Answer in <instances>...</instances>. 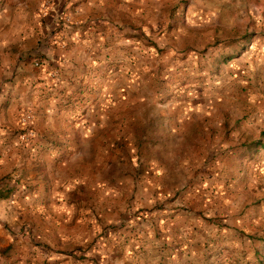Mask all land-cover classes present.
I'll use <instances>...</instances> for the list:
<instances>
[{
    "label": "crops",
    "instance_id": "obj_1",
    "mask_svg": "<svg viewBox=\"0 0 264 264\" xmlns=\"http://www.w3.org/2000/svg\"><path fill=\"white\" fill-rule=\"evenodd\" d=\"M119 1L0 0V264H87L82 245L118 220L104 206L114 201L105 191L114 195L119 184L114 171L105 179L104 164L115 139L118 145V120L110 137L104 131L116 120L106 116L118 117L119 88L104 82H117L119 45L132 41L123 22L142 17L153 0ZM232 1L235 15L239 1ZM242 3L243 73L262 93L261 111L243 121L251 147L243 144V187L255 189L243 196V264H264V0ZM23 114L33 116L28 143L19 139ZM133 230L104 228L113 244L95 252L117 245L122 254L113 264L203 262L199 245L169 241L150 242L148 257L135 259L126 252Z\"/></svg>",
    "mask_w": 264,
    "mask_h": 264
},
{
    "label": "rangeland",
    "instance_id": "obj_2",
    "mask_svg": "<svg viewBox=\"0 0 264 264\" xmlns=\"http://www.w3.org/2000/svg\"><path fill=\"white\" fill-rule=\"evenodd\" d=\"M238 1L233 15L231 0H153L142 17L121 20L132 41L119 45L118 83L104 82L119 88L118 117L108 114L116 120L104 131L110 137L118 120V145L115 139L114 155L109 148L104 158L105 179L113 171L119 177L116 194L105 191L114 200L105 212L118 220L82 245L87 264L117 261V245L95 249H111L104 228L125 224L134 229L126 252L135 250V259L148 257L150 242L169 241L199 245L206 251L200 264H243V196L255 193L243 187V144L251 148L243 121L261 111L262 93L243 73Z\"/></svg>",
    "mask_w": 264,
    "mask_h": 264
},
{
    "label": "built area",
    "instance_id": "obj_3",
    "mask_svg": "<svg viewBox=\"0 0 264 264\" xmlns=\"http://www.w3.org/2000/svg\"><path fill=\"white\" fill-rule=\"evenodd\" d=\"M34 66H38V63H33ZM33 121V116L30 114H23L19 118V123L21 126V133L19 135V139L25 143H28L34 137V131L30 128V124Z\"/></svg>",
    "mask_w": 264,
    "mask_h": 264
}]
</instances>
